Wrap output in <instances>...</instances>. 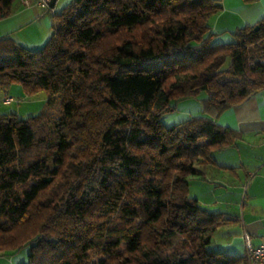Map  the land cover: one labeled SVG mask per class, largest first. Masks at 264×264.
Instances as JSON below:
<instances>
[{
	"label": "trees",
	"instance_id": "16d2710c",
	"mask_svg": "<svg viewBox=\"0 0 264 264\" xmlns=\"http://www.w3.org/2000/svg\"><path fill=\"white\" fill-rule=\"evenodd\" d=\"M15 1L0 0V20ZM221 8L72 0L40 48L0 38L4 98L15 84L47 94L37 115H0V254L28 247L24 264H244L209 249L235 216L188 196L198 166H217L214 153L237 134L209 117L161 121L172 102L201 92L217 117L264 91V60L246 50L264 43V19L215 44L209 23Z\"/></svg>",
	"mask_w": 264,
	"mask_h": 264
},
{
	"label": "crops",
	"instance_id": "0c3cea01",
	"mask_svg": "<svg viewBox=\"0 0 264 264\" xmlns=\"http://www.w3.org/2000/svg\"><path fill=\"white\" fill-rule=\"evenodd\" d=\"M57 1L53 8L45 10L16 0L11 13L0 20V38L9 37L28 49L40 48L49 38ZM219 1L221 11L209 24L222 43L232 41V32L253 27L264 19L262 0ZM213 120L222 128L233 130L237 137L233 147L214 153L217 166H198L199 177L205 181L202 187L205 190L211 184L218 186L219 189L213 191L218 204L235 211L234 214L218 212L235 216L239 233L233 238L230 252L244 256L241 240L244 231L251 235L254 246L264 242V91L252 94Z\"/></svg>",
	"mask_w": 264,
	"mask_h": 264
},
{
	"label": "rangeland",
	"instance_id": "374dc122",
	"mask_svg": "<svg viewBox=\"0 0 264 264\" xmlns=\"http://www.w3.org/2000/svg\"><path fill=\"white\" fill-rule=\"evenodd\" d=\"M71 1L72 0H58L56 5L57 13H59L65 6L71 3ZM46 41L47 39L44 41V44ZM223 41L226 43V40ZM214 43L220 44L222 42L221 40L216 39ZM262 48H264V43L261 42L247 47L246 50L248 51L249 56L252 58L250 59L251 61L258 59L264 60V49ZM5 93L8 96H5L6 98L3 96V91L0 90V115L14 114L19 119H25L29 116L37 115L45 109V101L47 99V94L45 92H39L35 95H28L23 90L21 85L15 84L7 88ZM206 96L207 95L205 92H201L196 98L172 102L171 105L174 110L164 114L161 118V121L166 127H171L191 117H209L215 119L216 117H214L212 113L206 111L205 109L204 99H206ZM7 98H11L12 101L8 104H4ZM59 112L60 106L58 101H55L48 108V113L50 114L51 118H57L59 116ZM204 183L205 181L199 176L190 178L188 196L192 199H196L204 209L209 211H227L230 214H234L235 211L232 208L223 206L221 203L218 204L219 202L216 201L213 191L215 188L219 189L218 186L211 184L210 188L205 190L202 188ZM218 194L219 193H217V195ZM238 233L239 228L235 222L218 228L211 239L209 249L231 254V243L233 238L238 235ZM17 236L22 239L23 231L16 232V237ZM28 254V247L17 252H8L4 255L0 254V264H24L27 261ZM94 261L96 262L97 258H94Z\"/></svg>",
	"mask_w": 264,
	"mask_h": 264
},
{
	"label": "built area",
	"instance_id": "2783aa9c",
	"mask_svg": "<svg viewBox=\"0 0 264 264\" xmlns=\"http://www.w3.org/2000/svg\"><path fill=\"white\" fill-rule=\"evenodd\" d=\"M51 0H21V2L28 6L34 4L42 9H49ZM11 98H7L4 104L11 102ZM243 249H244V264H264V242L258 246L252 243V237L248 232L242 233Z\"/></svg>",
	"mask_w": 264,
	"mask_h": 264
},
{
	"label": "water",
	"instance_id": "95a60500",
	"mask_svg": "<svg viewBox=\"0 0 264 264\" xmlns=\"http://www.w3.org/2000/svg\"><path fill=\"white\" fill-rule=\"evenodd\" d=\"M56 1L57 0H51L50 3H49V8H53ZM255 29H258V28L256 27Z\"/></svg>",
	"mask_w": 264,
	"mask_h": 264
},
{
	"label": "snow or ice",
	"instance_id": "6c2138e0",
	"mask_svg": "<svg viewBox=\"0 0 264 264\" xmlns=\"http://www.w3.org/2000/svg\"><path fill=\"white\" fill-rule=\"evenodd\" d=\"M262 2H264V0H262Z\"/></svg>",
	"mask_w": 264,
	"mask_h": 264
}]
</instances>
